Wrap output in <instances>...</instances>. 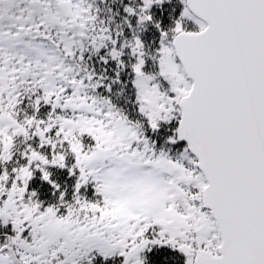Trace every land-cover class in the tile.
<instances>
[{
  "label": "snow or ice",
  "instance_id": "snow-or-ice-1",
  "mask_svg": "<svg viewBox=\"0 0 264 264\" xmlns=\"http://www.w3.org/2000/svg\"><path fill=\"white\" fill-rule=\"evenodd\" d=\"M0 264H264V0H0Z\"/></svg>",
  "mask_w": 264,
  "mask_h": 264
}]
</instances>
